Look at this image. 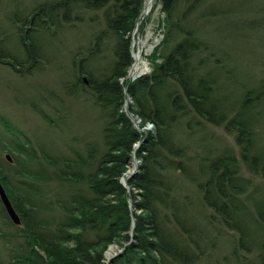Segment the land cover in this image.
<instances>
[{
	"label": "trees",
	"instance_id": "trees-1",
	"mask_svg": "<svg viewBox=\"0 0 264 264\" xmlns=\"http://www.w3.org/2000/svg\"><path fill=\"white\" fill-rule=\"evenodd\" d=\"M220 1L161 0L165 30L151 54V71L123 84L119 79L133 62L131 40L144 0H52L23 21L29 26L24 34L18 30L24 59L1 60L19 71L45 60L44 48L31 51L40 44L35 33L54 35L83 22L86 13H100L89 18L98 29L74 70L75 83L90 93L105 122L102 150L90 144L84 152L60 156L43 150L39 155L29 139H19V132L4 123L15 137L0 142L12 159L0 162V180L20 225L9 221L0 204L12 229L0 231L7 248L0 264H105L104 251L116 242L122 243L121 253L108 264H197L222 230L237 235L242 252L257 250L250 264H264V205L263 211L257 205L254 212L247 210L241 197L249 180L239 171L241 162L264 178L253 119L241 117L256 90L244 91L236 109L217 99L219 75L228 74L213 45ZM124 89L132 111L154 126L145 137L139 138L121 112ZM206 125L236 134L239 159L231 148L207 146ZM139 140L134 156L140 164L124 186L120 179Z\"/></svg>",
	"mask_w": 264,
	"mask_h": 264
},
{
	"label": "rangeland",
	"instance_id": "rangeland-1",
	"mask_svg": "<svg viewBox=\"0 0 264 264\" xmlns=\"http://www.w3.org/2000/svg\"><path fill=\"white\" fill-rule=\"evenodd\" d=\"M50 1L52 0H0V142H9L15 137L7 131L4 126L6 122L19 132V139H29L39 155L41 150L52 156L70 155L73 150L84 152L90 144H95L102 150L101 131L105 118L90 93L80 89L82 87L75 83L78 74L74 70L86 56L92 33L98 29L89 23V18H95L100 13H86L83 22L73 28L66 27L54 35H48L46 32L35 33L36 42L44 44L43 47L38 44L40 47L37 45L31 50L33 54H37L44 48L45 60L38 68L19 71L1 62L13 61L14 57L17 61L24 59L18 30L23 28L22 34L26 33L29 26L27 23L22 26L23 21L29 20L39 5ZM160 1L155 0L154 9L144 18L141 14L140 22H146L140 32H135V43L131 40V50L134 53L138 48V39L144 40L147 32L152 33L146 44H139L140 56L148 62L150 71L151 54L161 42L165 30V15L161 12ZM263 9L264 0H221L218 4L219 15L214 19L212 29L213 45L218 56H223L228 71L226 76L219 75L217 99L221 106L236 109L240 105L239 98H244L243 94L252 89L256 90L249 96L248 107L245 106L241 117L253 119L251 128L255 146L257 151L264 155ZM153 18L158 20L156 25L152 24ZM28 38L26 35L24 41ZM83 82L85 83L84 80ZM132 106L133 101L130 105L131 111ZM203 133L209 136L205 140L207 146L215 145L218 149L224 146L231 148L239 159L236 134H227L222 127L209 125H206ZM200 136L201 133L197 134L196 139ZM185 141L188 144V140ZM197 153H201V147ZM4 155L0 144V162H3ZM139 164L138 158H132L126 172H135L134 168H138ZM239 171L249 180V188L241 197L245 207L249 212H254L257 205L263 211L264 178L250 174L246 165L241 162ZM186 188L188 191L193 189L189 185ZM192 195L196 197L195 193ZM197 198L195 200H198ZM1 230L12 231L0 207ZM236 241L235 233L222 230L214 247H208L197 264L255 263L257 250L251 253L242 252L238 249ZM121 246V242H116L106 247L105 264L109 263L107 258H114L121 253ZM235 250L237 254L233 253ZM6 257L7 248L0 242V261H6Z\"/></svg>",
	"mask_w": 264,
	"mask_h": 264
},
{
	"label": "built area",
	"instance_id": "built-area-1",
	"mask_svg": "<svg viewBox=\"0 0 264 264\" xmlns=\"http://www.w3.org/2000/svg\"><path fill=\"white\" fill-rule=\"evenodd\" d=\"M133 47V45H132ZM133 52V51H132ZM133 56V53H132ZM141 63L138 65L137 68H134V63L128 70L125 77L119 79V83L123 84L125 81L135 80L136 78L148 74L150 72V68L148 67L149 64L147 61H145L140 56ZM140 69V71H138ZM123 100L125 101V104L121 107V112L125 113L126 116L130 119L133 127L136 129V131L139 133V137H145L149 132L153 130V125L150 122H145L141 116H139L137 113H134L130 109V105L132 104V98L127 94L126 90L123 91ZM128 105V106H127ZM139 145V142L134 144V148H137Z\"/></svg>",
	"mask_w": 264,
	"mask_h": 264
},
{
	"label": "water",
	"instance_id": "water-1",
	"mask_svg": "<svg viewBox=\"0 0 264 264\" xmlns=\"http://www.w3.org/2000/svg\"><path fill=\"white\" fill-rule=\"evenodd\" d=\"M157 18H153L152 19V24L153 25H156L157 24ZM140 23L138 22L136 27H135V30L133 32V34L137 31L138 27H139ZM5 159L11 163L12 162V159L10 158L9 155H5ZM132 173L127 175V177H125L124 180H122V184L125 186L126 185V179H128L129 177H131ZM0 203L8 217V219L11 221V223L15 226H19L20 225V218L18 216V214L16 213V211L14 210L9 198H8V195L1 183V180H0ZM108 261L110 258H107Z\"/></svg>",
	"mask_w": 264,
	"mask_h": 264
},
{
	"label": "bare ground",
	"instance_id": "bare-ground-1",
	"mask_svg": "<svg viewBox=\"0 0 264 264\" xmlns=\"http://www.w3.org/2000/svg\"><path fill=\"white\" fill-rule=\"evenodd\" d=\"M154 2H155V0H144V7H143V10H142V15H143V18H144V16H146L147 15V13L148 12H150L151 11V9L153 10L154 9ZM139 23H141V22H139ZM139 28V27H138ZM138 30V29H137ZM135 34V33H134ZM134 34H133V40H134ZM152 37V33L149 31V32H147V34H146V36H145V39L144 40H139L138 39V41H137V43H138V48H137V50H135L134 51V53H133V60H135V63H134V68H137L138 67V65L141 63V59H140V49H139V44L140 45H144V44H146V42L150 39ZM134 43H135V41H134ZM135 45V44H134ZM140 69L141 68H139V70L138 71H140ZM230 75V74H229ZM232 76V75H231ZM133 80H130L129 82H132ZM133 101V100H132ZM125 104V101L124 100H122V105H124ZM250 107V106H249ZM257 109V108H256ZM254 110H255V108H254ZM244 116V115H243ZM257 116H259V115H257ZM246 117H248V116H246ZM255 117V116H254ZM151 123V122H150ZM152 124V123H151ZM153 125V124H152ZM153 128H154V126H153ZM140 138V137H139ZM139 142V145H140V140L138 141ZM138 145V146H139ZM137 146V147H138ZM137 148H134V144H133V156H132V158L133 159H135V156H134V153H135V150H136ZM132 164H133V162H132ZM135 164H136V162H135ZM134 164V165H135ZM134 170H135V172L137 171V167H135L134 168ZM127 175H129V173H127ZM127 177V176H126ZM111 256V254L109 255V257ZM110 260V259H109ZM107 261H108V259H107Z\"/></svg>",
	"mask_w": 264,
	"mask_h": 264
}]
</instances>
